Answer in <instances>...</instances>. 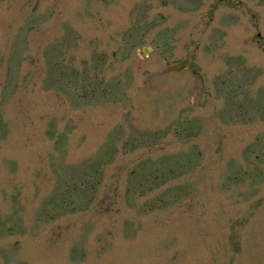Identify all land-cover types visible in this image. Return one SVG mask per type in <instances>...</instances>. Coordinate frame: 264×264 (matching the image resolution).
Listing matches in <instances>:
<instances>
[{
    "label": "rangeland",
    "instance_id": "1",
    "mask_svg": "<svg viewBox=\"0 0 264 264\" xmlns=\"http://www.w3.org/2000/svg\"><path fill=\"white\" fill-rule=\"evenodd\" d=\"M0 264H264V0H0Z\"/></svg>",
    "mask_w": 264,
    "mask_h": 264
},
{
    "label": "water",
    "instance_id": "2",
    "mask_svg": "<svg viewBox=\"0 0 264 264\" xmlns=\"http://www.w3.org/2000/svg\"><path fill=\"white\" fill-rule=\"evenodd\" d=\"M146 49V48H145ZM147 49H149L147 47ZM142 53H144V50H142ZM181 69H190L189 68V65L188 64H185V63H174V64H171L167 67H165V72H178L180 71Z\"/></svg>",
    "mask_w": 264,
    "mask_h": 264
}]
</instances>
